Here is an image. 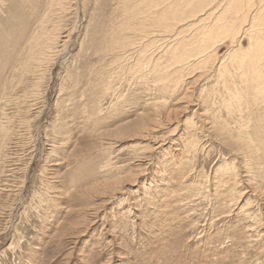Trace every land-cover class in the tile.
<instances>
[{
    "label": "rangeland",
    "instance_id": "1",
    "mask_svg": "<svg viewBox=\"0 0 264 264\" xmlns=\"http://www.w3.org/2000/svg\"><path fill=\"white\" fill-rule=\"evenodd\" d=\"M11 1L0 48V264H264V109L232 116L217 71L245 35L216 43L213 68L190 59L156 84L137 71L141 42L120 45L137 20L121 11L141 0H82L83 10L67 0L66 14L53 6L48 17L62 54L51 72L26 73L13 68L15 23L34 17L19 0L24 19L13 20ZM37 1L35 12L47 0ZM161 43L148 48L152 63Z\"/></svg>",
    "mask_w": 264,
    "mask_h": 264
},
{
    "label": "bare ground",
    "instance_id": "2",
    "mask_svg": "<svg viewBox=\"0 0 264 264\" xmlns=\"http://www.w3.org/2000/svg\"><path fill=\"white\" fill-rule=\"evenodd\" d=\"M18 1L19 0H12L11 1V3L15 6L14 11L12 13V19L16 20V21L19 20L20 15L23 17V14H21V12L18 11V7H19ZM27 1H28L27 6L30 9H32V12L30 10H29V12L33 13V16H31V19L34 17V22H31V20L29 22H23L22 21L24 19V17H23L22 20H20L22 22L15 23L16 28H19L20 37L22 36V38L15 45L14 54L17 56V58H12V60L15 61V62H13V63H15L13 68L15 69V71H17L22 64V68H21L22 72H26V73L36 72L37 73L38 70H40V69L41 70L43 69L45 71L47 69V66L49 65V66H51L49 69V72H51V69L56 64L57 58L60 56V54H62L63 51L60 52L58 50L59 51L58 52L56 50L57 48H59V46L57 47V44L59 43L58 42V40H59L58 34L59 33L57 34V30H55V29L50 31V28H48V22H49L48 17H51L55 14V13L53 14L50 11L51 7H53V6L55 8H57L63 14H66L65 13L66 9H67V11L69 10L68 6H66L67 0H47L46 2H44L45 3L44 7H42L41 10L38 9L37 12L34 11V6L38 3V1L37 0H27ZM168 1H170V0H167V1L166 0H141V2L138 3L139 5L136 6L137 13H136L135 8H134L135 12L132 13L133 11H131V10L133 9L132 8L133 6H129V5L123 7V11H121V12H123V15L125 16V17L124 16L123 17L127 18L126 20L123 19L124 22L125 21L127 22V20L129 21L131 19V17H132V19L135 17L137 18V20L135 21L136 23H135L134 27H132V25L130 26V27H132L131 30L134 33L135 38L132 39V41L130 40L131 42L130 41L129 42H124V41L120 42V43H122L120 45L121 46L123 45L122 47L125 49H127L128 47H130L136 43L141 42L143 48L140 47L142 49H140L138 54H140L141 56L144 57L141 60L145 61L146 63H141V65L138 66V68H140V69H138L137 71H139V73L143 74L142 75L143 77H151V79H153V81L156 84H158L159 81L168 77L166 74H171L172 72H174L172 70L173 68L176 69L175 71H179L182 68L184 69L185 66L191 61L190 59H192V61L199 60V62L196 64L199 66H202V65L205 66L208 63L210 64L212 62V61L210 62V58L212 56H214V54H215L216 43L222 42V41L225 42V41H227V39H230L233 43L238 42L239 36L245 35L246 39H248L247 40V47L245 45H243V43H241L242 40L239 41L240 44L237 43L238 44V46L236 47L237 49L235 48L236 50H232V54L229 55L231 57L229 58L228 64L225 63L226 65H223L224 62H222L219 66V69H217V71H221V73H224L227 75L226 77L228 79L229 85H228V89L226 92H228V102H229L228 106H229V108L233 107V110L229 109L232 113V116L235 115V112L241 113L242 111H244L245 108H249L250 114L253 112L252 115H255L254 110H256V105L262 112V109H264V0H172V1H170V3H167ZM6 2H7V0H0V48H2V47L4 48V43H3L4 39H2L1 37H3V35L5 33L4 30L7 31V29H5L3 27V25L6 24L4 22L5 21L7 22L6 17H4L5 13L3 14ZM71 2H74L76 5L75 7H77V8H79V5L81 3L82 10L85 7L84 6L85 3L82 2V0H71ZM42 4L43 3H41V5ZM37 5H36V8H38ZM146 8H148V9H146ZM114 9H116V8H114ZM120 9L121 8H119V9L117 8V10H119V12H120ZM144 9H146V10H144ZM152 9H154L155 17H153L151 15ZM121 12H120V14H121ZM5 16H7V15H5ZM131 24H132V22H131ZM11 27H13L12 23H11ZM134 28H135V30H133ZM118 29L119 28H115L114 33ZM121 29H122V26H121ZM132 32H130V33H132ZM123 33H124V31H123ZM123 35H125V33ZM115 39L116 40H113V41L117 42V46H118L119 43L117 41V37H115ZM108 41H109L108 43L110 46H114V44L112 43L111 40H108ZM21 42H24L23 45L26 44V47H23L22 45H20ZM158 42H162L161 43L162 47L160 48V50H162L161 55L159 57H157L158 59L153 60L154 62L152 63V59H148V57L146 58V56L149 55L148 54V52H149L148 48L151 45L158 43ZM229 43H230V41H229ZM141 44H140V46H141ZM110 46H108V47H110ZM117 46L115 45L114 47H117ZM66 47H65V49H66ZM20 48L24 51H22ZM138 48H139V45H138ZM107 50H109V49L107 48ZM17 51H20L21 53L22 52L23 53L19 55V52H17ZM1 52L5 53V51H1ZM153 56L154 55H152V57ZM155 57H156V55H155ZM163 57H166V61H164V62H163ZM50 63H53V64H50ZM173 64H175V65H173ZM215 64H216L215 61L212 62L211 67L214 66ZM2 65L3 64L0 63V67ZM223 69H225L226 71L224 72ZM2 71L3 70L1 69L0 73ZM12 73H14V72H12ZM42 79H44V77ZM229 79H230V81H229ZM224 81L226 82V80H224ZM150 85L151 84H149V86ZM221 85H222V83H221ZM36 88H38V87H36ZM2 90H3V87L1 88L0 91H2ZM34 90H36V89H34ZM213 94H215V92ZM249 104H250V107H253L254 109L250 108ZM154 107H156V106H154ZM152 111L154 113H157L158 109L153 108ZM150 112H149V114H150ZM257 112H260V111L257 109L256 113ZM262 118L263 119H261V120L264 121V113H263ZM151 121H153V120L151 119ZM248 121H249V119H248ZM140 122L141 123L138 124L139 130H143V129H146L149 127V123L145 122L144 118L141 119ZM240 127H243V125ZM248 127H249V125H248ZM1 129H2V132L4 133V136H6L7 135L6 126L2 125ZM242 129H244V127ZM219 131H220V129H219ZM246 134H249V133L246 132ZM246 134L242 133V135L248 136ZM236 136H237V134H236ZM250 136L251 135H249L246 138L251 139ZM222 137H223V135H222ZM238 137H240V136H238ZM237 140H238V138H237ZM239 142H240V140H239ZM251 143H253V141ZM260 143L262 145H264V142H260ZM240 144H242V142H240ZM244 148H242V149H244ZM261 148H264V147H261ZM247 149L248 148H246V152H248ZM256 153L259 157L260 156L264 157V149H263L262 155H259L261 153V152L259 153V151L258 152L256 151ZM251 157H252V155H251ZM255 158H254V160H255ZM256 160H258V159H256ZM259 160H260V158H259ZM254 162L258 163L257 161H254ZM256 163H253V164L256 165ZM256 167L257 166H255V169H256ZM230 169H231V167H230ZM255 169H254V171H255ZM232 170L235 171V169H232ZM230 172H231V170H230ZM234 176H236V175H234ZM250 176H251V174H250ZM253 176H254V174L251 177H253ZM130 177L132 178V176H130ZM254 177L257 178L258 176L257 177L254 176ZM112 180H114V179L112 178ZM252 180H253V178H252ZM257 180H259V179H257ZM263 182H264V180H263ZM113 183H110V184H112L114 187ZM116 184H115V186L119 185V183L117 185ZM258 186H260V185H258ZM119 187H117V188H119ZM94 188H96V187H94ZM261 188L262 187L260 186V189ZM108 190H109V188H108ZM94 192H95V189H94ZM108 192H110V191H108ZM115 192L114 193L112 192L113 196L115 195ZM259 192H262L261 195H264V191H259ZM259 192H257V193H259ZM102 193H104V192H102ZM104 195H105V193H104ZM258 195H260V193Z\"/></svg>",
    "mask_w": 264,
    "mask_h": 264
}]
</instances>
